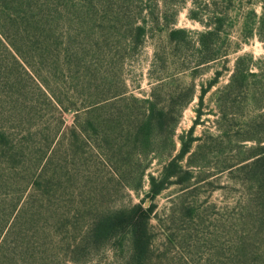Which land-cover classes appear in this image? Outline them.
Segmentation results:
<instances>
[{
	"label": "rangeland",
	"instance_id": "obj_1",
	"mask_svg": "<svg viewBox=\"0 0 264 264\" xmlns=\"http://www.w3.org/2000/svg\"><path fill=\"white\" fill-rule=\"evenodd\" d=\"M0 264H264V0H0Z\"/></svg>",
	"mask_w": 264,
	"mask_h": 264
},
{
	"label": "trees",
	"instance_id": "obj_2",
	"mask_svg": "<svg viewBox=\"0 0 264 264\" xmlns=\"http://www.w3.org/2000/svg\"><path fill=\"white\" fill-rule=\"evenodd\" d=\"M176 35H177V32L176 31H173L172 33H171V37L172 38H174V37H176ZM211 35H212V33L211 32H208V33H203V34H201V40H200V44H202L203 46H205V48H207L208 47V37H211ZM156 193V192H155Z\"/></svg>",
	"mask_w": 264,
	"mask_h": 264
}]
</instances>
